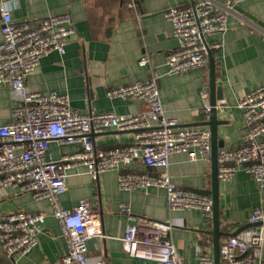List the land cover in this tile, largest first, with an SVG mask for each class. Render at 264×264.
<instances>
[{
	"label": "built area",
	"instance_id": "2783aa9c",
	"mask_svg": "<svg viewBox=\"0 0 264 264\" xmlns=\"http://www.w3.org/2000/svg\"><path fill=\"white\" fill-rule=\"evenodd\" d=\"M242 0H193L185 7H170L163 16L171 23V36L177 46L166 54L168 74L208 68L209 52L222 47L221 41L205 42L211 33L223 34L228 15ZM127 5L135 7L134 0ZM12 1L0 4V85L9 89L13 107L10 119L0 125V191L11 189L28 193L35 200H48L56 219L66 252L57 264H89L87 241L100 236L97 214L90 202L82 198L72 209L63 208L59 196L66 189L68 171L78 165L86 167L93 180L108 171L117 172L121 190L162 188L169 211L193 209L211 215L210 194L177 187L168 174L169 157L184 153L189 160L210 162V131L201 126L181 127L168 117L162 106L157 78L134 81L107 90L109 98L133 97L145 109L133 114L80 112L70 105L67 95L31 92L25 79L52 51L65 52L67 38L75 32L69 12L51 13L37 21L12 20ZM241 24L264 33V29L243 15ZM149 64V54L137 60ZM202 111L209 114L211 105L207 89L200 90ZM222 103V99L218 100ZM217 101V106H218ZM242 112L244 132L234 148L217 150V179L231 180L237 169L251 175L264 187V85L245 92L236 102ZM134 131L131 144L113 149H98L93 136L106 130ZM69 146L59 160L53 159L49 143ZM140 160L156 174L124 171ZM119 211L131 216L130 204L121 202ZM45 220L43 212L11 211L0 214V249L16 260L37 245V234ZM120 238L124 251L133 258L153 264H214L209 252H201L196 262L187 263L177 253L170 231L173 223L146 217L134 218ZM251 225L219 241L218 264H264V206L249 213ZM95 264H108L98 258Z\"/></svg>",
	"mask_w": 264,
	"mask_h": 264
},
{
	"label": "crops",
	"instance_id": "0c3cea01",
	"mask_svg": "<svg viewBox=\"0 0 264 264\" xmlns=\"http://www.w3.org/2000/svg\"><path fill=\"white\" fill-rule=\"evenodd\" d=\"M8 1L14 3L11 17L15 22L24 18L37 21L47 14L69 12L75 30L67 38L63 54L52 51L28 74L25 86L29 91L65 94L70 105L80 112L133 114L145 109V104L133 97L109 98L107 90L155 76L168 117L176 118L181 127L207 120L208 115L201 108L200 90L205 88L209 93L208 68L168 74L164 64L166 54L176 48L177 42L163 12L173 6L185 7L193 0H134V8L127 5L129 0H0V4ZM238 6L242 11L228 15V27L223 34L211 33L204 38L209 44L215 41L223 44L220 49L210 51L215 60L216 84L223 95L216 109L220 121L217 138L223 142L218 149L240 144L244 124L236 102L245 92L264 85V33L241 24L238 18L239 14L247 13L264 22V0H242ZM145 51L149 64L139 66L137 60ZM13 104L7 86L0 85V125L10 119ZM195 126L209 130L205 125ZM93 139L98 149L119 148L133 142L134 131L111 129L94 135ZM48 148L55 160L71 150L55 141ZM123 170L151 174L161 171L145 166L140 160ZM168 174L177 187L211 195L210 162L191 161L186 154L175 153L169 157ZM217 189L219 229L226 234L249 227L250 211L264 206V187L260 188L241 168L231 180H218ZM82 198L90 202L97 214L100 233L87 241L89 264H95L98 258L108 264H153L133 258L123 249L120 238L137 217L172 222V242L187 263L196 262L201 252L213 253L212 213L206 215L193 209L169 211L162 188L121 190L116 171L101 173L93 180L86 167L78 165L68 171L59 203L72 209ZM121 202L130 204L131 216L119 211ZM11 211L43 212L45 220L37 234V245L30 252L13 260L0 249V264H57L66 246L48 200H35L28 193L11 189L0 191V214Z\"/></svg>",
	"mask_w": 264,
	"mask_h": 264
},
{
	"label": "water",
	"instance_id": "95a60500",
	"mask_svg": "<svg viewBox=\"0 0 264 264\" xmlns=\"http://www.w3.org/2000/svg\"><path fill=\"white\" fill-rule=\"evenodd\" d=\"M235 10L242 11L240 7L237 5L234 7ZM244 14V13H243ZM244 16L251 20L252 22L259 25L261 28L264 29V22L257 20L254 16L245 13ZM208 87H209V102L211 105L208 118L206 121L188 124L190 126L195 125H205L208 126L210 131V142H211V159H210V166H211V197L213 200L212 206V235H213V260L214 264H218L219 261V241L221 236H232L235 234H226L219 229V219H218V179H217V150L218 148L223 146L222 140L217 138V131L216 127L220 123L219 120L216 118V109H217V101L223 98L221 87L216 84V77H215V60L209 52V60H208ZM237 234V233H236Z\"/></svg>",
	"mask_w": 264,
	"mask_h": 264
}]
</instances>
